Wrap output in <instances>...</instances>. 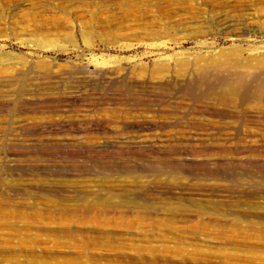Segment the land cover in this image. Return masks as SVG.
Instances as JSON below:
<instances>
[{
    "label": "rangeland",
    "instance_id": "374dc122",
    "mask_svg": "<svg viewBox=\"0 0 264 264\" xmlns=\"http://www.w3.org/2000/svg\"><path fill=\"white\" fill-rule=\"evenodd\" d=\"M262 61L264 0H0V264H264V97L195 75Z\"/></svg>",
    "mask_w": 264,
    "mask_h": 264
},
{
    "label": "bare ground",
    "instance_id": "6f19581e",
    "mask_svg": "<svg viewBox=\"0 0 264 264\" xmlns=\"http://www.w3.org/2000/svg\"><path fill=\"white\" fill-rule=\"evenodd\" d=\"M260 65L264 68L263 61ZM256 70L251 65L232 68L231 66H222L213 62L211 67L199 69L195 75L199 77L202 83H208L213 76L223 78L219 84L211 86H208L211 84L209 81L210 84L205 88V92L227 106H240L239 103L243 102L244 97L247 98L246 96L255 100L264 97V81L258 82V79L253 81L254 77L258 78L260 76V73H256L258 72Z\"/></svg>",
    "mask_w": 264,
    "mask_h": 264
}]
</instances>
